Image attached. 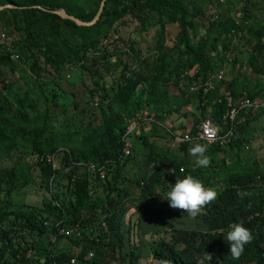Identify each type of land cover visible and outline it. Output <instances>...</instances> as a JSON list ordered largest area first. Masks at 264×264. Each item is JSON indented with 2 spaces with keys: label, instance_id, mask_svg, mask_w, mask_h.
<instances>
[{
  "label": "trees",
  "instance_id": "obj_1",
  "mask_svg": "<svg viewBox=\"0 0 264 264\" xmlns=\"http://www.w3.org/2000/svg\"><path fill=\"white\" fill-rule=\"evenodd\" d=\"M101 1L0 0L1 5L12 3L16 6L1 10L0 18L5 26L24 30L25 38L14 41V45L24 53L25 49L33 51V47L50 49L57 58L60 54L56 48L62 45V50L67 52L65 57L79 59L80 49L94 43L103 28L110 27L114 20L130 11L147 15L156 12L165 18L157 19L161 23L157 46L158 74L148 78L144 85L148 94L157 95L159 84L168 82L176 68H180V75L196 67L192 75L186 72L188 83H192L197 76L206 78L209 72L215 71L216 64L204 54L206 37L202 36L198 42L191 39L189 31H195L199 26L184 0H130L122 8L113 10H108L110 0H107L100 19L91 26H79L51 12L63 8L81 20L91 21ZM174 23L178 26L180 42L184 46L176 66L166 75L174 48L165 43V28ZM226 25L218 23L221 34L239 29L235 22L230 28ZM67 34L80 37L84 42L81 48L70 47L64 41ZM263 34L262 28L257 31L259 38ZM255 49L258 54H252L249 63L256 74L264 76V64L259 61L264 48L257 44ZM52 58L46 55L47 61ZM0 64L11 69L15 67L4 58H0ZM30 69L39 75L41 67L37 58L32 60ZM141 80H119L116 92L102 94L99 113L75 129L54 126L52 119L55 114L51 112L50 100L43 92L40 97L37 96L43 99V111L28 102L26 97L17 98L16 111L0 101V157L11 155L13 151H29L28 159L23 154L18 160L15 155L16 164L0 167V177L6 176L12 187L20 179L34 180L50 195L43 207L27 206L26 210L12 207L8 199L0 203V264H144L141 230L147 222H152L155 227L156 238L149 243V252L158 263L195 264V260L207 251L212 255L211 264H264V163L262 159L243 156V149L238 146L235 137L237 133L224 145L184 141L181 147L186 154L182 156L156 151L148 142L147 135L141 134L139 137L143 144L150 147L144 160L145 171L134 180L125 176L124 167L131 153L123 156V138L127 127L140 114L136 92ZM174 84L180 87V82L175 81ZM7 86L4 83V87ZM36 86L41 88L39 84ZM187 91L196 94L202 104H206L214 92L209 93L207 101H204L201 93ZM239 94L242 92L230 91L232 106H227L222 96V102L216 105L213 113L217 122L226 111L237 105L235 99ZM243 97L253 101L264 99V89H249ZM245 112L250 115L257 113L247 110L239 114L237 129L240 132H245L251 122L250 115ZM163 119L164 114L157 112L154 120L148 122L171 137L179 136L177 131L182 129L185 134H194L195 125L200 122L198 118L192 126L172 124L169 128L163 124ZM192 143L207 146L208 167L193 170L194 160L188 153ZM219 152L224 154L221 159L217 158ZM57 156L60 168H55L53 164ZM48 157L51 159L48 160ZM89 164H94L96 168L104 166V177L97 169H91ZM189 173L217 192L216 198L194 220H188L182 210L170 208L167 200H161L154 193L160 190L163 194L164 188L174 183L176 178ZM64 178L72 187L66 185L65 191H61ZM10 188L8 185L7 194L11 193ZM135 188L138 192L133 194ZM59 191L64 195L70 191L71 199L67 201ZM174 219H180L182 223L175 226ZM241 220L251 231L252 240L245 245L240 259L233 261L228 254L227 242L214 234L222 233L229 224ZM64 240L70 242L69 248L61 246ZM91 251L93 256L86 259Z\"/></svg>",
  "mask_w": 264,
  "mask_h": 264
},
{
  "label": "rangeland",
  "instance_id": "obj_2",
  "mask_svg": "<svg viewBox=\"0 0 264 264\" xmlns=\"http://www.w3.org/2000/svg\"><path fill=\"white\" fill-rule=\"evenodd\" d=\"M184 1L188 4L192 18L199 26L197 30L189 31L192 41L198 42L202 36L206 37L205 56L214 61L215 71L219 69L224 71L222 81L215 83V90H217H214L206 104H202L196 94H189L187 91L190 83L187 82L189 79L185 77V74L188 72L192 75L196 67L180 75L178 74L180 68H176L169 76L168 82L163 81L159 84L157 95L148 94V89L146 90L144 85L148 78L158 74L157 46L160 41L161 23L157 19L165 17L156 12L147 15L138 11H130L124 17L114 20L110 27L103 28L98 38L93 40L94 43H88L86 49H80L79 59L73 56L65 57L67 52L62 50L64 49L62 45L56 48L61 58H55L54 51L50 49L40 50L33 47V51L25 49L24 53L14 45V41L25 38L24 30L5 26L1 17L0 58L10 60L15 67L11 69L8 65L0 64V101L16 111L17 98L26 97L28 102L34 103L43 111L45 108L43 99L37 98L43 92L50 100L51 112L55 114L52 119L54 126L75 129L99 113L98 104L102 101V94L116 92L119 80L140 78L142 80L136 92V99L141 106L138 119L143 120L138 133L130 139L131 156L124 167L125 176L134 180L145 171L144 160L149 154L150 147L143 144L139 137L141 134L145 133L148 142L160 153L166 151L170 156L186 154L181 147L182 142H179L176 137L166 135L162 129L156 128L148 121L154 120L156 113L159 112L164 114L163 124L166 127L170 128L172 124L192 126L195 119L200 118L201 121L207 117H213L216 105L219 104L218 100L222 99V96L225 97L227 106H232L231 90L242 92L235 99V103L239 104L245 98L243 96L247 90L260 87L264 89V76L256 74L249 63L252 54H258L255 46L261 44L264 48V34L261 38L257 35V31L261 28L264 31V0ZM129 2L130 0H110L107 8L108 10L120 9ZM232 22H235L239 29H232V32L221 34L218 23L223 25L228 23L230 28L233 26ZM165 31L167 32L165 43L174 48L169 59L170 66L165 71L166 75H169L168 72L176 66L175 62L184 45L180 42L181 37L178 35L179 29L176 23L168 24ZM214 40L215 48L212 44ZM64 41L72 48H81L84 43L77 35L68 34L65 35ZM16 54L20 55V59L16 60ZM46 55L53 56L50 62L46 60ZM34 57L37 58L41 67L39 75L30 69ZM259 61L261 65L264 64V49ZM175 81L180 82V87L174 84ZM4 83L8 86L4 87ZM36 84H39L41 88ZM186 100L190 101L186 102ZM187 114L188 117H186ZM245 114L250 115L246 112ZM250 118L251 122L246 131L240 132L237 129L235 137L238 146L243 149V156L262 159L264 163V109L250 115ZM183 132L186 131L183 129L177 131L179 136H183L185 134ZM193 145L194 143L189 147ZM23 151L24 153L13 151L11 155L0 157V167H12L23 154L28 159L29 151ZM59 156L53 161L55 168L61 166ZM223 156L222 152L217 154V158L221 159ZM191 159L195 158L191 157ZM63 184L61 191H65L68 185L66 178L63 179ZM8 185L9 188L11 187L10 194L6 193ZM67 187L72 185L69 184ZM128 188L131 189L134 186ZM133 190V194L138 192L136 188ZM60 196H65L67 201L71 199L70 191L66 195L60 192ZM49 198V193L34 180L20 179L12 187L6 176L0 177V203L8 199L13 204L12 207L26 210L27 206L43 207L45 200ZM135 219L136 216L133 217V220ZM156 222L159 223V221ZM180 223H182L180 219L173 220L175 226ZM154 228L152 222H147L143 224L141 230L144 239L142 249L144 264H167L166 262L158 263L150 255L149 243L156 238ZM61 246L69 248L71 244L64 240Z\"/></svg>",
  "mask_w": 264,
  "mask_h": 264
},
{
  "label": "clouds",
  "instance_id": "obj_3",
  "mask_svg": "<svg viewBox=\"0 0 264 264\" xmlns=\"http://www.w3.org/2000/svg\"><path fill=\"white\" fill-rule=\"evenodd\" d=\"M189 155L194 157L193 170L195 168H206L209 164V158L206 155L207 146L196 143L188 150ZM161 200H167L168 206L173 209L182 210L187 214L188 220H194L201 210L213 201L217 192L214 188L205 186L204 182L191 173L185 174L182 178H176L174 183L167 186L161 194L160 190L154 191ZM228 244V254L231 260L237 261L245 250V245L252 240V234L243 220L229 224L220 234ZM212 255L204 252L195 260V264H211ZM222 264V262H221Z\"/></svg>",
  "mask_w": 264,
  "mask_h": 264
},
{
  "label": "built area",
  "instance_id": "obj_4",
  "mask_svg": "<svg viewBox=\"0 0 264 264\" xmlns=\"http://www.w3.org/2000/svg\"><path fill=\"white\" fill-rule=\"evenodd\" d=\"M17 59H20V55L18 54H16V60ZM223 74L224 71L222 69H219L217 71L209 72L206 78L197 76L195 77V80L190 83L189 91L193 93H201L204 98V101H207V95L215 90L216 82L222 81ZM218 102L221 103L222 99H219ZM262 108H264V99H258L253 101L245 97L241 100L239 104L233 106L230 110L226 111L222 115V117L218 119V122L213 117H207L195 125L196 132L194 134H184L183 136H176V139L179 142L194 141L205 142L208 144L224 145L236 133L237 126L239 123L238 117L242 111L251 110L252 112H258ZM142 120V118H139L127 127L126 134L123 138V156H128L131 153L130 139L131 136L138 133L142 125ZM50 159L51 158L48 157V160ZM88 166L93 170L97 169L100 173V176L104 177V166H101L100 168H96L94 164H89ZM65 232L70 233L71 231ZM92 256L93 252L91 251L86 256V259H89ZM72 262H74V260H72Z\"/></svg>",
  "mask_w": 264,
  "mask_h": 264
},
{
  "label": "water",
  "instance_id": "obj_5",
  "mask_svg": "<svg viewBox=\"0 0 264 264\" xmlns=\"http://www.w3.org/2000/svg\"><path fill=\"white\" fill-rule=\"evenodd\" d=\"M106 1L107 0H102L101 1V4H100V7H99V10L97 12V14L95 15V17L91 20V21H84V20H81L80 18H77L75 17L74 15H71L69 14L65 9L63 8H60V9H57V10H51V12L59 15L60 17L62 18H65V19H70L72 21H74L77 25L79 26H91L93 25L94 23H96L100 17H101V14L105 8V4H106ZM8 7H16L14 5H10V4H7V5H1L0 6V11L3 10L4 8H8ZM37 7H40V6H37Z\"/></svg>",
  "mask_w": 264,
  "mask_h": 264
}]
</instances>
